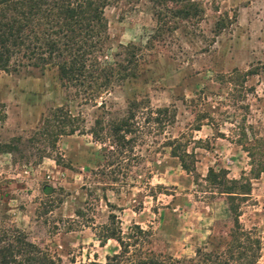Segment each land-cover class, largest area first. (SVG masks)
Segmentation results:
<instances>
[{
    "label": "rangeland",
    "instance_id": "rangeland-1",
    "mask_svg": "<svg viewBox=\"0 0 264 264\" xmlns=\"http://www.w3.org/2000/svg\"><path fill=\"white\" fill-rule=\"evenodd\" d=\"M198 3L197 22H182L137 52V77L94 100L59 81L53 67L0 71L2 241L20 234L55 264H103L119 253L115 241H97L113 215L121 234L132 225L146 234L111 264H181L230 231L224 197L202 181L213 168L248 182L249 194L235 202L238 224L259 241L256 264H264V158L252 178L241 148L244 135L261 139L264 151V0ZM102 14L107 59L123 57L119 45H144L155 28L145 0H110ZM131 102L129 132L116 136L112 127ZM56 108L68 111L64 128L51 115ZM163 108L166 115L157 114ZM168 143L190 155L189 172ZM12 264L28 263L16 257Z\"/></svg>",
    "mask_w": 264,
    "mask_h": 264
},
{
    "label": "trees",
    "instance_id": "trees-1",
    "mask_svg": "<svg viewBox=\"0 0 264 264\" xmlns=\"http://www.w3.org/2000/svg\"><path fill=\"white\" fill-rule=\"evenodd\" d=\"M109 1L0 0V71L7 73L16 72L23 67H53L59 81L80 88L85 92L84 95L94 100L95 96L99 97L101 90H106L113 83H122L137 77V64L133 61L137 52L150 50L159 36L163 33L172 34L180 23L197 22L202 12L198 0H145L151 7V15L155 21L154 31L142 46L119 45L123 55L121 59L115 58L121 56L118 53L110 55L107 59L105 49L108 36L102 10ZM136 107V103L129 104L127 117L112 127L115 135L120 131L129 132L127 119L133 117L131 108ZM67 112L62 113V108H56L51 114L60 128L71 122ZM167 112L166 108L157 109V114L166 115ZM58 132L64 134L62 129ZM73 132L74 129L71 128L67 131L68 135ZM118 138L123 140L121 136ZM241 143L249 162L248 174L257 178L263 170L264 151H259L262 140L252 139L250 142L242 135ZM166 146L170 156L178 160L180 168L189 172L185 158L190 155L184 150L178 151V147L172 143ZM226 174L223 169L208 168L202 181L212 190L211 194L224 197L230 216V231L217 237L221 239L217 246L210 243L211 239H215L210 237V242H207L212 245L209 251L197 248L194 258L181 261V264H256L259 258V241L240 228L235 204L237 201H243L249 194V184L241 183V177L227 179ZM108 220L109 224L102 228L97 241L100 247L108 240L115 241L119 253L105 257L103 264L117 262L127 253L129 246H134L139 238L146 234L138 225H132L128 233L121 234L119 226L114 225L115 217L108 215ZM11 241L4 242L0 237V264H12L16 257L24 259L28 264L36 260L39 264H55L36 246L26 242L22 235H13ZM175 263L180 264L179 261ZM129 264L161 263H157L153 258H146Z\"/></svg>",
    "mask_w": 264,
    "mask_h": 264
}]
</instances>
